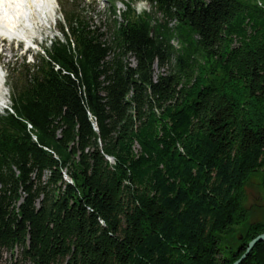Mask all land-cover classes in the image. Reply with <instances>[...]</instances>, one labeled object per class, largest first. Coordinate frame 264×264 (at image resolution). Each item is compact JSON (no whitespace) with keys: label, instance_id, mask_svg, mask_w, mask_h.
<instances>
[{"label":"trees","instance_id":"1","mask_svg":"<svg viewBox=\"0 0 264 264\" xmlns=\"http://www.w3.org/2000/svg\"><path fill=\"white\" fill-rule=\"evenodd\" d=\"M133 1L107 38L65 15V40L7 79L11 264H234L264 233L243 206L264 174V0Z\"/></svg>","mask_w":264,"mask_h":264},{"label":"rangeland","instance_id":"2","mask_svg":"<svg viewBox=\"0 0 264 264\" xmlns=\"http://www.w3.org/2000/svg\"><path fill=\"white\" fill-rule=\"evenodd\" d=\"M127 2L129 0H53L51 9L54 12L50 10L43 14V19H37L31 32L26 35L30 41H33L32 45L0 38L1 93L6 109L9 108L11 103V92L7 85V79L9 78L12 85L23 63L33 64L38 56L44 55V50L49 48L51 42L55 40L63 42L65 40L60 31V27L64 24L65 15L69 16L71 13H75L78 15L79 20L86 23L91 29L103 33L107 38L108 29L113 26V20L120 21L117 16L125 9L124 3ZM132 4L138 13H149L151 11L149 5L144 1H133ZM112 7L117 13L116 17L112 13ZM174 45H176V42H174ZM166 71V68L160 70L154 67L155 75ZM3 113L4 111L0 115ZM109 163L112 164L113 161ZM263 181L264 174L256 173L251 176L243 188V206L247 211L248 223L250 224L264 223ZM244 228L242 226L238 234ZM14 254V257H16L17 251ZM14 257L9 252L0 251V264H11Z\"/></svg>","mask_w":264,"mask_h":264},{"label":"bare ground","instance_id":"3","mask_svg":"<svg viewBox=\"0 0 264 264\" xmlns=\"http://www.w3.org/2000/svg\"><path fill=\"white\" fill-rule=\"evenodd\" d=\"M52 4L53 0H0V38L32 45L26 35L37 19H43V14L54 12ZM1 85L0 81V113L5 109Z\"/></svg>","mask_w":264,"mask_h":264},{"label":"water","instance_id":"4","mask_svg":"<svg viewBox=\"0 0 264 264\" xmlns=\"http://www.w3.org/2000/svg\"><path fill=\"white\" fill-rule=\"evenodd\" d=\"M259 242H264V234L259 235L255 239L250 241L243 255H241V257L234 264H240L242 261H244L248 257L249 253L252 251L254 245Z\"/></svg>","mask_w":264,"mask_h":264}]
</instances>
